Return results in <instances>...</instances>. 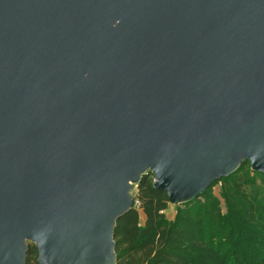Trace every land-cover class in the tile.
<instances>
[{"label": "water", "instance_id": "1", "mask_svg": "<svg viewBox=\"0 0 264 264\" xmlns=\"http://www.w3.org/2000/svg\"><path fill=\"white\" fill-rule=\"evenodd\" d=\"M264 175V0H0V264H117L148 172L173 205Z\"/></svg>", "mask_w": 264, "mask_h": 264}, {"label": "trees", "instance_id": "2", "mask_svg": "<svg viewBox=\"0 0 264 264\" xmlns=\"http://www.w3.org/2000/svg\"><path fill=\"white\" fill-rule=\"evenodd\" d=\"M246 164L250 165L249 162L242 163L235 173L214 182L212 186L231 180ZM253 172L264 180L263 174ZM154 184L155 177L151 172L144 175L138 184L139 209L146 216L143 225L140 211L135 206L117 220L114 232L117 264H264V240L255 230L259 225L257 222L247 223L251 233L248 237L237 229L240 227L237 220L226 218L221 224L216 219V208L206 210L210 216L207 226L201 213L195 220L180 213L175 221H169L164 213L171 204L169 198ZM211 187L199 197L180 205L198 203ZM211 229L216 234L207 236V231ZM254 241H258L257 245L249 246ZM37 257V248L30 245L27 264H37Z\"/></svg>", "mask_w": 264, "mask_h": 264}, {"label": "rangeland", "instance_id": "3", "mask_svg": "<svg viewBox=\"0 0 264 264\" xmlns=\"http://www.w3.org/2000/svg\"><path fill=\"white\" fill-rule=\"evenodd\" d=\"M138 193V185H134L132 195L140 203L137 199ZM135 208L139 209L140 205H135ZM210 208H216V219L221 224L226 221V218L237 220L240 225L237 229L242 230L244 236L249 237L251 234L247 223L253 224L257 222L259 225L255 230H258L264 240V180L260 175L252 171L250 165H243L238 174L231 180L215 183L207 192L206 197H201L198 203L188 205L170 204L164 213L169 221H175L180 213H182V216L187 215L188 218L195 220L201 213L204 215L202 216L205 219L204 225L207 226L210 222V216L206 213V210ZM139 211L140 221L143 225L146 221V216L142 210L139 209ZM206 234L207 236H212L216 232L211 229ZM218 240L219 237L217 236ZM257 242H251L249 246L254 247ZM225 248L227 250V247ZM226 250H222V252Z\"/></svg>", "mask_w": 264, "mask_h": 264}, {"label": "built area", "instance_id": "4", "mask_svg": "<svg viewBox=\"0 0 264 264\" xmlns=\"http://www.w3.org/2000/svg\"><path fill=\"white\" fill-rule=\"evenodd\" d=\"M135 205L138 206V205H140V203H139L138 201H136V199L134 198V206H135Z\"/></svg>", "mask_w": 264, "mask_h": 264}]
</instances>
